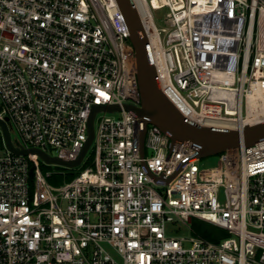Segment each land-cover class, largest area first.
I'll use <instances>...</instances> for the list:
<instances>
[{"label":"built area","instance_id":"1","mask_svg":"<svg viewBox=\"0 0 264 264\" xmlns=\"http://www.w3.org/2000/svg\"><path fill=\"white\" fill-rule=\"evenodd\" d=\"M133 2L161 89L184 116L233 128L264 120V0ZM124 104L140 106V92L116 0H0V117L17 147L75 160L92 108L120 107L96 111L80 162L62 165L82 169L60 184L49 179L69 173L4 145L0 264H264V139L202 167L196 144L170 148ZM174 216L228 237L169 236Z\"/></svg>","mask_w":264,"mask_h":264},{"label":"water","instance_id":"2","mask_svg":"<svg viewBox=\"0 0 264 264\" xmlns=\"http://www.w3.org/2000/svg\"><path fill=\"white\" fill-rule=\"evenodd\" d=\"M116 2L129 29V39L133 45L136 58L137 81L140 92V106L124 104L126 110L132 111L145 124H155L163 130L170 139V148L176 141H191L196 144L198 150L194 157L199 159L217 155L226 149L241 144L248 146L264 139V120L248 123L243 127L227 128L201 125L184 116L161 89L149 40L133 0H116ZM98 110L112 112L120 110V107L118 105H96L92 108L88 118V137L75 160L51 156L39 148L17 147L10 134L7 124L8 117H0L2 141L5 147L14 154H37L47 163L75 166L80 162L93 139V118ZM144 133L145 130H142V144ZM155 179L156 181L164 180L162 177Z\"/></svg>","mask_w":264,"mask_h":264},{"label":"rangeland","instance_id":"3","mask_svg":"<svg viewBox=\"0 0 264 264\" xmlns=\"http://www.w3.org/2000/svg\"><path fill=\"white\" fill-rule=\"evenodd\" d=\"M165 13H166L165 8L154 9L152 11L153 19L157 27L165 26L163 22ZM115 116H118V114L116 113ZM0 136H1V131H0ZM15 136L16 134L12 132L13 139H15ZM1 139H2V136H1ZM49 151L54 153L53 149ZM4 152H5V148H4V143L2 141V144L0 145V155L4 154ZM90 155H91V150L89 149V151L87 152V156H90ZM36 158H37L39 166L45 171L59 172L61 170V171L69 173L67 175H54L52 178L49 179L50 181H53L51 182L53 184H60L66 180H69L73 174H76L82 169V165H79L73 168H67V167H63L62 165L47 164L39 156H36ZM197 162L202 167L213 166L217 163V155H212V156L201 158ZM204 226L211 232L217 234L219 238L228 237V234L226 233V231L218 226H215L207 222H204ZM195 229H196L195 220L191 222L190 226H188L186 223L176 218L175 216L173 217V220H168L165 222V232L169 236L190 237L193 234H196L194 231ZM223 232H225V235L223 234Z\"/></svg>","mask_w":264,"mask_h":264},{"label":"trees","instance_id":"4","mask_svg":"<svg viewBox=\"0 0 264 264\" xmlns=\"http://www.w3.org/2000/svg\"><path fill=\"white\" fill-rule=\"evenodd\" d=\"M2 144V139H1V136H0V145ZM50 182H53V181H50ZM196 222V229L195 231L208 238V239H211V240H217V238H219V236L213 232H211L210 230H208L205 226H204V222L203 221H200V220H195ZM227 233V232H226ZM223 234L225 235V232H223Z\"/></svg>","mask_w":264,"mask_h":264},{"label":"bare ground","instance_id":"5","mask_svg":"<svg viewBox=\"0 0 264 264\" xmlns=\"http://www.w3.org/2000/svg\"><path fill=\"white\" fill-rule=\"evenodd\" d=\"M210 123L212 126H217V127L233 128L236 126V123L232 120L215 119V120L210 121Z\"/></svg>","mask_w":264,"mask_h":264}]
</instances>
